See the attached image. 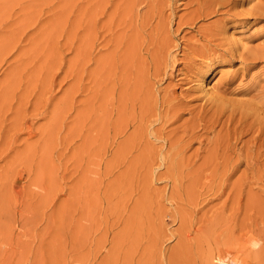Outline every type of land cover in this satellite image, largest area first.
<instances>
[{
  "label": "rangeland",
  "instance_id": "obj_1",
  "mask_svg": "<svg viewBox=\"0 0 264 264\" xmlns=\"http://www.w3.org/2000/svg\"><path fill=\"white\" fill-rule=\"evenodd\" d=\"M101 1L107 3L104 9L95 0H0V264H264V169L249 172L243 184L238 173L239 178L218 177L220 184L216 176L201 178L212 180L214 190L197 193L198 199L194 194V210L186 183L196 177L181 176L177 184L163 174L165 166L152 160L161 141L149 135L160 126L149 128L145 119L153 95L167 83L152 74L157 47L166 40L181 44V35L196 34L200 22L222 30L226 43H241L240 51L254 54L248 61L253 66L231 85L247 93L235 97L264 96V57L254 53L264 50V0H202L217 13L181 30H176L179 18L196 4L124 0L121 7L123 0ZM128 1L132 9L126 8ZM95 7L94 13L104 12L99 25L93 20L99 15L86 16ZM90 25L102 33L108 26L99 37V28L90 35ZM118 27H124L123 44ZM113 31L116 41L110 43ZM101 38L109 43L105 39L102 47ZM220 59L231 60L232 68L241 65L238 57ZM240 184L246 188L238 190ZM222 192L236 196L238 207L222 200L227 197L220 198ZM201 200L209 205L198 206ZM248 200L239 231L238 215L244 212L238 214L239 201ZM220 201L233 212L226 208L231 220L218 228L226 225L233 238L213 227L210 216ZM204 217L206 224L200 221Z\"/></svg>",
  "mask_w": 264,
  "mask_h": 264
},
{
  "label": "bare ground",
  "instance_id": "obj_2",
  "mask_svg": "<svg viewBox=\"0 0 264 264\" xmlns=\"http://www.w3.org/2000/svg\"><path fill=\"white\" fill-rule=\"evenodd\" d=\"M88 1H90V0H88ZM98 1H99L98 6L100 7V9H101L102 3H103L102 9H104L105 5H107V3L105 4V2H102L101 0H97V1L95 0V3L96 2L98 3ZM115 1H116L115 4H117V0H115ZM91 2H92V0H91ZM91 2L89 4H91ZM93 2H94V0H93ZM100 2H102L101 5H100ZM125 2L127 3V1H125ZM179 2H181V4L182 3L185 4L186 6L187 5L191 6L193 4H196V5L192 6L193 8L190 9L191 10L190 12L185 13L184 15H182V17L179 16L180 18L178 17L180 21L177 22L178 25H177L176 30H181L180 27L183 24L196 26V24H197L196 21H197V19H199V17H201L202 15L206 17V16H209L210 14L216 12L215 6L209 4L207 1L187 0L186 2H184V1L179 0ZM219 2H217L218 5H219ZM122 3L123 4L119 3L121 5V7H122V5L124 6V4H125L124 0ZM138 3L139 2H137V4ZM89 4H87V6ZM132 4H133V1H131V2L128 1V5L126 4V8L129 5L132 6ZM90 7H93V5L92 6L90 5ZM121 7H119L120 12L123 9V8L121 9ZM110 8L112 11L113 7H110ZM114 9H115V7H114ZM129 9H132V7L129 6ZM152 9L151 8L149 9L150 13H148L146 11V13H148V15H150L148 18H151V19H152L151 15L153 14ZM94 10L96 11L97 8L96 7L91 8V11L89 9L88 10L89 12L87 11L86 16L90 12H91L90 14H92V12L94 13ZM107 10H109V9H107ZM111 11H109V12L111 13ZM161 11L164 12V9ZM172 11H173V9H172ZM109 12H106V14ZM113 12H115V10ZM120 12H119V14H121ZM130 12H131V10H130ZM103 13L104 12L102 10L100 11L99 14H97V12H95L94 15L92 14L91 16L97 17V15H99V20H97V18L95 19V17H94V19L91 17V19L96 20V24H98V22H100V14L102 15ZM90 14L88 15L89 17H90ZM127 14H129L128 10L124 11L123 16H121L122 20H120L121 21L120 25H122L124 22H126V19L128 17ZM110 15L111 14H109V19L113 20L112 18H110ZM114 15L115 14H113V16ZM157 15H161V14L157 13ZM146 16H147V14H146ZM166 16H167V14H166ZM103 17H104V14H103ZM103 17H102V21L105 22ZM118 17H119V15H118ZM130 17L131 16H129V19H130ZM132 18H133V16H132ZM143 18L144 17H142V19ZM148 18H147V20H148ZM88 19L90 20V18H88ZM105 19L107 20V23H109L108 22L109 19H107L106 15H105ZM116 19H117V17H116ZM115 20H114V24L117 23V21H115ZM132 20H134V19H132ZM216 20H214L211 23H215ZM128 21L130 22V20H128ZM146 21L145 20L142 21V24L140 25L141 29L146 25ZM163 21H165V20H163ZM92 22L93 21L91 20V23ZM129 22H127V26H129L128 25ZM100 23L102 24L103 22H100ZM201 23L202 22H200V24ZM92 24H94V22ZM200 24L199 25L197 24L198 26H197L196 31H195L196 34H192L190 36H187L185 34L181 35L182 40L178 39V40H180L181 44L179 42L172 43L169 40L168 41L166 40L163 43V47H157L156 53H157L158 57L156 56V58L152 60L153 61L152 62L153 63L152 70L154 69L152 74L154 75V77L158 78L157 79L158 81H164V82L167 81V83L163 87L162 93L160 92L161 94L159 93V95H157V97L155 96V94L153 95L154 97L152 99V104L150 106V109L145 114V119H146V123H147L146 126L151 128L154 125V123H156V122H158L159 126H160L158 129H154V130H151L149 132V135H151L153 140L161 141L160 149L158 151H155V149H156L155 148L154 153H152L153 154L152 160H154V159L158 160L159 159L161 162L160 164L165 166V170H164L163 174L164 173H165V175L168 174L172 178L173 181L175 180V182H178L177 184H180L179 181L181 180V178H180L181 176L187 177V175H189L190 177L191 176L196 177V178L192 179L195 182H193V181L190 182V180H191V178H190V180H187L188 183H186V185H187L186 190H188V193H189L187 195H190L189 197H191L190 198L191 200L193 198L196 199L194 197V194L196 195V197H197V193H199V195L203 196V193H205V189H207V188H209V190H207L208 192L210 190H214L212 180H211V182H209L210 180H208V182H205V181H203V179H206L208 177H211L210 179H212V176H213V178H214V176H216L217 179H219L218 177H221V178L226 177V180H227V177H229L230 175H235L238 178H239V176L242 178L241 181L243 184L245 176L249 172H251V173L256 172V171L260 172V170L264 169V96L255 95L253 93V94H251L252 96L248 94L250 97L248 99L236 98V97H239V95H237L235 97L236 94L244 93V95H246L247 92H245V90L238 91L231 86L232 82L234 81V79L236 77H238L239 75H241V76L244 75L245 72L251 66H253L254 63H252V62L249 63L248 61L253 60L254 57H252V56L254 54H247L244 51H240L239 46L241 43L239 45H237V42H233V44H231V45L229 43H226V41L223 40L222 30H219V29L216 30V29L212 28L210 25H207L208 23L206 25H202V24L200 25ZM133 25L134 24H132V27H133ZM107 26L105 27V25H104L103 27L107 30ZM212 26H214V25H212ZM132 27L130 28L131 30H132ZM154 27H156V26H154ZM92 28H93V25H92ZM95 28L91 29V25H90V27H89L90 35L94 36L92 31H94V33H96ZM97 28H99V27L97 26ZM123 29H124V27H122L121 29H119V27H118V31L120 32V37L118 35H117V37L119 39L120 44H123V42H124L122 40V36L124 35ZM99 30H101V31H98V32H100V35H98V36L101 37V34L104 35L106 30H103L104 31L103 33H102L101 28H99ZM109 30H114V29L111 28ZM108 32L111 33L110 31H108ZM109 33L108 34L106 33V35H109ZM114 33L115 32L113 31L112 37L110 36L111 38H114V39H112V41L110 43H112L115 40L116 35H114ZM135 34H136V32H135ZM130 36H131V34H130ZM133 36H131V37H133ZM107 37L110 38L109 36H107ZM134 38L135 37L132 38L133 41H134ZM98 39L99 38H97V40ZM101 39L99 42H100L101 46L103 47L102 44H106V43L104 42L105 39H103V38H101ZM108 40L109 39H106L107 44L109 43ZM229 40H230V37H229ZM88 41H91V40H89V38H88L87 43H88ZM130 41H132V40L130 39ZM133 41H132V43H133ZM95 42H96V40H95ZM88 44L90 45V43H88ZM97 44L99 45V43H97ZM129 44H131V43H129ZM106 45H105V47H106ZM116 45H117V43H116ZM118 45L116 47H118ZM91 46H90V48H91ZM127 52H129V50ZM130 52H129V54H130ZM254 53H256V55L259 56V58L264 57V50L259 52L256 49L254 51ZM122 54L124 55V53H122ZM221 54H223L226 57L229 56V58H231V56L232 57L233 56L238 57V60L240 59V61H241V65L236 67V68H232L231 64H230L231 60H229V59L221 60L220 58H221V56H223ZM126 55H127V53H126ZM131 57H132V55H131ZM127 58H129V57L127 56ZM135 58H137V57H135ZM123 59H122V61H123ZM125 61H127V60H125ZM130 62H132V61H130ZM128 63H129V60H128L127 64ZM238 63H239V61H238ZM129 65L131 66V64H129ZM217 72H218V74H217ZM143 124H144V122H143ZM156 128H157V126H156ZM147 129L145 130L146 134H147ZM152 129H153V127H152ZM149 148L151 149V147H149ZM147 151H149L148 148H147ZM150 152H151V150L149 151V153ZM149 160H150V158H149ZM259 172H257V173H259ZM237 173L239 176H237ZM203 177H205V178H203ZM201 178H203V179L201 180ZM221 178L219 179L218 184H220ZM238 180H240V179H238ZM224 181H225V178H224ZM217 182H216V184H217ZM238 182L241 183L240 181H237V182H235V184L236 183L239 184ZM227 185H228V183H227ZM230 186L233 189L232 183ZM237 186L239 187L238 188V190H239L240 187L243 185H241V184H240V186L235 185V187H237ZM196 187H198V189H196ZM243 187L246 188V185ZM221 188H222V186H221ZM195 189L197 191L199 189L200 190L198 192H196ZM227 189H226L227 193L225 191V194H228V192H230L231 188L228 187ZM145 190L147 191V189H145ZM193 191H195L196 193H194ZM218 191H219V187H218L217 192ZM233 191L231 193L236 192V191L235 192H233ZM191 192H192V195L190 194ZM219 192H221V191H219ZM219 192H218V194L220 195ZM186 193H187V191H186ZM213 193H214V191H213ZM213 193H211V194H213ZM238 193L236 192V195H238ZM248 193H249V191H248ZM225 194H223V192L221 193L220 198L223 197L222 195H224V197L227 196L226 198H222V200L224 199V201L226 203H228V200H232L234 203H231L232 201L231 202L229 201V202L231 204H234V205H235V203H237L235 201L236 200L235 198H237L236 196L234 198L232 196H230V198L232 197V199H230L229 195H231V194H229V195H225ZM245 194L246 193H244V195ZM219 195H216V196H219ZM232 195L234 196V194H232ZM246 196H248V194ZM218 198L219 197H217V199ZM185 199H188V198L185 197ZM190 199H188L189 203L192 202V201H189ZM194 199H193L192 205L194 204V201H195ZM197 199H198V197H197ZM208 199H209V197H208ZM205 200H206V198H205ZM202 201L203 200L200 201V204H198V206L201 205ZM213 201H215V200H213ZM221 202L222 201H220L219 204H221ZM239 202H240V207H239L240 211H238V214L244 211L243 206L249 207V200L247 201L248 204H247V202L244 201L246 203V205H244L245 203H242V205H241V201H239ZM203 203L204 202H202V204ZM208 203H209V201H208ZM211 203H212V201H211ZM226 203L223 204V202H222L223 205L219 206L221 208L218 209L215 207L216 209H215L214 213H212V214L210 213L211 214L210 218H212L213 221L215 220V222H216V223H214L213 221H212L213 223L211 222L212 224H214L213 227H215V228H216V226L218 228V224H222L221 222H225L226 221L225 219H227L229 222L231 220L230 216H229L230 219L226 218V216H225V215H228V214H226V211H228L231 208V207L229 208V204L226 206ZM195 204H196V201H195ZM195 204L193 205V206H195V207H193L194 210L196 209V206H197ZM204 204H207V202H205ZM219 204L217 203V205H219ZM207 205H209V204H207ZM207 205H206V207H207ZM217 205H214V206H217ZM237 205H238V203H237ZM237 205H235V206L238 207ZM204 207H202V208H204ZM236 207H234V208H236ZM226 208H227V210H226ZM210 209L214 210V208H210ZM247 209H249V208H246V210ZM229 212H231V209L229 210ZM232 212H231V214H232ZM245 212L247 213V211H244L243 213H241V215H245L244 214ZM206 213H208V208L206 209ZM241 215H238L239 219H240L238 222L239 223V225H238L239 231L244 229V225H245V221H246L245 218L247 217L245 215V216H242V218H240ZM232 216L233 215H231V217ZM234 217H235V215H234ZM243 218L245 221L243 220ZM206 219L204 217V219L200 220V221L204 222V220H206ZM228 221L225 222L226 225H228V223H229ZM202 222H200L199 223L200 226L198 225L197 227H202L203 226ZM206 222H207V220L205 221V224H206ZM211 223L209 224V226L211 225ZM225 223H224V225H225ZM197 224H198V222L196 223V225ZM215 224H217V225L215 226ZM232 224H233V222H232ZM226 225L223 227V231H222V228L219 227L220 228V229L218 228L219 231L224 233V231L226 230V229L224 230V228L227 227ZM232 226H235V225H232ZM194 227H196V226H194ZM204 227L206 228L205 230L210 229L207 226H204ZM219 231H216L217 233L214 232L213 235H215V233L218 234ZM199 232H200V229H199ZM212 232L213 231L211 229L210 235ZM242 232H241V234L238 232V234L241 237L244 235V234L242 235ZM226 233H227L229 238H231L234 235L233 230H230V229H227ZM220 235H221V233H220ZM188 236L190 237V235H188ZM126 237H127V235H126ZM242 238H239V239H242ZM226 239H228V238L226 237ZM122 259H123V257H122Z\"/></svg>",
  "mask_w": 264,
  "mask_h": 264
}]
</instances>
